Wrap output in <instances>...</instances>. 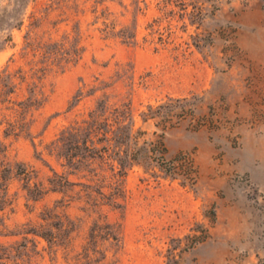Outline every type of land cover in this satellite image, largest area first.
Instances as JSON below:
<instances>
[{
  "label": "rangeland",
  "instance_id": "374dc122",
  "mask_svg": "<svg viewBox=\"0 0 264 264\" xmlns=\"http://www.w3.org/2000/svg\"><path fill=\"white\" fill-rule=\"evenodd\" d=\"M124 27L135 42L117 35ZM64 41L83 48L78 63L32 55ZM263 53L264 0H0V74L9 76L0 79V264H245L246 250L227 241L229 225L237 230L227 188L264 223L263 193L249 174L224 178L222 167L226 143L241 144L237 128L264 125ZM36 84L42 100L31 106ZM84 85L99 89L73 106ZM103 94L130 102L143 138L164 132L167 148L128 171L116 206L97 191L101 184L109 195L119 176L108 170L103 184L90 181L51 152L60 131ZM240 96L252 99L247 116L231 100ZM160 104H168L163 115L144 122L141 112ZM169 162L174 175L164 169ZM54 172L90 184L95 199L78 185L34 201L28 184L49 188ZM98 217L120 229V242L93 237ZM263 223L256 234L263 253L249 264H264Z\"/></svg>",
  "mask_w": 264,
  "mask_h": 264
},
{
  "label": "trees",
  "instance_id": "16d2710c",
  "mask_svg": "<svg viewBox=\"0 0 264 264\" xmlns=\"http://www.w3.org/2000/svg\"><path fill=\"white\" fill-rule=\"evenodd\" d=\"M108 27L110 26L107 25L106 28ZM111 27L114 28L115 26ZM117 35L124 42L128 43L137 40L136 32L130 30L129 27H124ZM67 46V42L65 41L56 42L51 44L47 50H43L44 52H32V55L45 61H51L52 64L56 65H74L82 59L83 48L79 46V42L71 43L70 46ZM7 76L0 74V79L5 81ZM37 87L38 84L35 85L34 89L30 90L32 94L30 97L31 106L41 104L42 99L40 96L43 95V92L42 90L37 91ZM85 88L86 85L81 87L74 96L73 106H77L86 97L94 96L99 89L96 86L89 89ZM167 106L168 104H160L156 108H153L152 105H148V110H153V112L142 111L140 116L146 122L150 118L163 115ZM163 117L165 123H169L168 121L169 119L171 121L172 116H168L170 118ZM166 128L167 125L165 124L162 129L165 130ZM145 133L143 129L136 127V118L130 102L122 104L112 103L109 97L103 94L95 100V103L87 112L75 118L60 131L51 143V152H56L57 156L63 160L62 165L71 169L72 173L80 174L82 178L90 181L97 179L99 184H103L108 179V175L106 174L108 170L113 172V177L119 176L122 180L118 179L114 182L113 186H111L113 191L109 195L102 191L105 187L104 185L100 184L97 191L116 206L123 191V178L127 175L128 171L136 164H151L155 161V158H158V156L163 157L167 152L164 143V132L159 134L154 142L145 140L143 138ZM184 161L185 163L181 164L184 175L192 178L193 170L191 165L188 164L185 158ZM169 163L170 165L164 168L165 171L171 175L176 174L177 166L171 165V162ZM7 170L5 168V171ZM22 174L24 175V179L28 183H31V171L23 168ZM2 178L6 179L4 176ZM48 183L50 185L49 188L43 182H35L33 186L28 184L27 189L30 197L34 201H38L49 191L66 194L68 190H71L69 187L81 185L87 190L85 193L86 197L91 200L95 199L93 196L94 190L90 184L72 182L65 174L54 172V176L48 178ZM83 190L81 189V191ZM51 215L63 220L59 214L51 212ZM60 226H64V223H61ZM94 226V238L102 236L120 242L121 232L115 225L98 217ZM54 234V232L48 233L51 239H54ZM41 235H46V233L42 232Z\"/></svg>",
  "mask_w": 264,
  "mask_h": 264
},
{
  "label": "crops",
  "instance_id": "0c3cea01",
  "mask_svg": "<svg viewBox=\"0 0 264 264\" xmlns=\"http://www.w3.org/2000/svg\"><path fill=\"white\" fill-rule=\"evenodd\" d=\"M262 56L257 58V62H264V55ZM231 100L239 101L241 114L249 115L248 105H250L252 99L240 96ZM237 129L240 135V146L234 148L230 143H226L224 146L226 152L222 167L224 178L233 170L249 174L259 187L260 192L263 193L261 198L264 200V125H260L256 129L241 125ZM225 183L228 184V181L226 180ZM227 190L229 191L225 198L229 202L227 207L233 213V216L237 217V230H235L236 232L233 230V224L229 225L231 232H228L227 241L234 247L246 250L245 264L255 263L258 255L263 253L256 237L263 223L261 216L251 209L243 194H238L239 198H235L236 195H234V191L230 186ZM229 223H231V220H229ZM234 233H237V235Z\"/></svg>",
  "mask_w": 264,
  "mask_h": 264
},
{
  "label": "built area",
  "instance_id": "2783aa9c",
  "mask_svg": "<svg viewBox=\"0 0 264 264\" xmlns=\"http://www.w3.org/2000/svg\"><path fill=\"white\" fill-rule=\"evenodd\" d=\"M237 178H238V181L240 183H243L246 186H249L250 187L252 185V182H251L250 177L248 175H246V174L238 175Z\"/></svg>",
  "mask_w": 264,
  "mask_h": 264
}]
</instances>
